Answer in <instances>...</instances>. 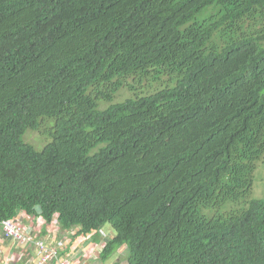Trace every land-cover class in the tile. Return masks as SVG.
I'll list each match as a JSON object with an SVG mask.
<instances>
[{
    "label": "trees",
    "instance_id": "obj_1",
    "mask_svg": "<svg viewBox=\"0 0 264 264\" xmlns=\"http://www.w3.org/2000/svg\"><path fill=\"white\" fill-rule=\"evenodd\" d=\"M263 159L264 0H0V222L109 224L127 264H264Z\"/></svg>",
    "mask_w": 264,
    "mask_h": 264
},
{
    "label": "crops",
    "instance_id": "obj_2",
    "mask_svg": "<svg viewBox=\"0 0 264 264\" xmlns=\"http://www.w3.org/2000/svg\"><path fill=\"white\" fill-rule=\"evenodd\" d=\"M39 210L37 208L33 216L20 212L15 220L24 226H19L23 234L42 240L47 247L57 250L59 257L47 264H59L61 260H67L69 264H127L124 246L108 259L101 258L103 248L115 235L110 227L89 233H83L80 227L62 230L55 219L50 222L42 219ZM35 250L32 245L7 239L0 230V264H38Z\"/></svg>",
    "mask_w": 264,
    "mask_h": 264
},
{
    "label": "rangeland",
    "instance_id": "obj_3",
    "mask_svg": "<svg viewBox=\"0 0 264 264\" xmlns=\"http://www.w3.org/2000/svg\"><path fill=\"white\" fill-rule=\"evenodd\" d=\"M215 13H218V9L209 10V11L205 12L202 15V17L207 18V17L213 16ZM150 91H151V89H149L147 87V85H145V84L140 88V94H146ZM132 96L133 95L131 93H129L127 90H124L118 96L117 101H123L124 99H126L128 97H132ZM103 107H105V106H103ZM50 125L51 124L49 121L43 120L42 124H40L39 129L37 131H28L26 133V135L24 137V141L33 145L36 150L40 151L44 147V145L46 143H48L50 140V131H49L50 130L49 128L51 127ZM254 175H255V181H254L253 190H252V198L264 200V159L257 163ZM16 218H17V216H15V218L13 220H11L10 222L15 223L17 226H21L20 223H18L15 220ZM3 221H7V220H3ZM21 227H24V226H21ZM77 227H79V226H77ZM106 227H110V225L107 224ZM71 229H73V228H71ZM20 234H21V236H24V237H30L35 241L43 242L42 240L34 239L33 237L25 235L23 233H20ZM4 237H6V236H4ZM6 238L9 239L8 237H6ZM48 248L56 251V257L55 258L59 257L56 249L51 248V247H48ZM124 248L127 250V248L125 246H124ZM35 253H36V256L38 257V260H39V256L41 254L38 252V250L37 251L35 250ZM52 260H53V258L50 261H52ZM63 262L68 263L67 260H61L59 262V264H61ZM125 262H126V260H125Z\"/></svg>",
    "mask_w": 264,
    "mask_h": 264
},
{
    "label": "built area",
    "instance_id": "obj_4",
    "mask_svg": "<svg viewBox=\"0 0 264 264\" xmlns=\"http://www.w3.org/2000/svg\"><path fill=\"white\" fill-rule=\"evenodd\" d=\"M1 229L10 237L17 238V226L15 223L10 221H2L1 222ZM39 262L38 264H46L54 257V251L52 249H47L42 243L39 244ZM66 264V263H61Z\"/></svg>",
    "mask_w": 264,
    "mask_h": 264
},
{
    "label": "bare ground",
    "instance_id": "obj_5",
    "mask_svg": "<svg viewBox=\"0 0 264 264\" xmlns=\"http://www.w3.org/2000/svg\"><path fill=\"white\" fill-rule=\"evenodd\" d=\"M7 221H11V220H7ZM2 222V221H1ZM1 222H0V230L2 231V233H3V235L4 236H6V237H8L9 239H11V240H14V241H17V242H19L20 244H22V245H25V246H28V245H32V246H34L35 248H36V251L38 250V252H39V248H38V246H39V244L40 243H42L47 249H49L43 242H41V241H35V240H33L32 238H30V237H24V236H21V230H20V228L17 226V238H12V237H10V236H8L5 232H3V230L1 229ZM53 250V249H52ZM55 253H54V257H53V260H55V259H57V258H55L56 257V251L55 250H53ZM41 254V253H40ZM66 264H68V263H66Z\"/></svg>",
    "mask_w": 264,
    "mask_h": 264
}]
</instances>
